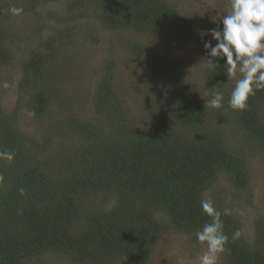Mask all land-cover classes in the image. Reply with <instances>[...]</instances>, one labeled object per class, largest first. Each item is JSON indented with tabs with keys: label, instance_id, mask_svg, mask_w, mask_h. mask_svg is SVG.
Here are the masks:
<instances>
[{
	"label": "trees",
	"instance_id": "obj_1",
	"mask_svg": "<svg viewBox=\"0 0 264 264\" xmlns=\"http://www.w3.org/2000/svg\"><path fill=\"white\" fill-rule=\"evenodd\" d=\"M65 10L69 16L58 20L63 29L42 43L55 55L59 37L75 30L68 22L92 14L106 31L190 36L197 30L194 18L167 0L75 1ZM8 12L0 3V70L11 59L12 33L3 25ZM124 46L140 68L155 63L146 46ZM38 50H31L21 64L19 88L27 97L21 102L25 113L43 128L56 84L43 78L49 61ZM214 62L219 67H207L203 80L211 94H223L222 108H205L184 80L172 76L164 80L169 112L157 116L149 111L141 126L123 105L118 87L104 76L91 94L94 115L84 120L63 112L61 123H53L70 145L50 155L44 151L55 143L52 128L45 136V127V135L41 131L37 138L20 128L18 109L6 111L0 103V150L15 154L11 162L0 161V264H37L46 254H59L71 264H146L169 229L196 238V231L211 220L200 206L204 198L221 212L231 210L222 216L229 242L221 264H264V217L255 219L247 241L240 207L233 204L251 205L244 154L256 150L264 164V90L249 98L246 110L231 109L235 82L229 84L226 58ZM108 68L102 74L112 71ZM219 179L226 186L220 187ZM237 229L242 235L233 241Z\"/></svg>",
	"mask_w": 264,
	"mask_h": 264
},
{
	"label": "rangeland",
	"instance_id": "obj_2",
	"mask_svg": "<svg viewBox=\"0 0 264 264\" xmlns=\"http://www.w3.org/2000/svg\"><path fill=\"white\" fill-rule=\"evenodd\" d=\"M75 1L82 3L87 0H0V3H5L8 8L11 5L23 8L21 15L8 12L5 16L3 25L12 33L8 40L11 59L0 70V82L7 81L10 85L6 89L0 87V103L6 111L18 109L17 120L21 129L29 134L34 133L39 138L41 131L44 134L45 127L47 128L44 135L48 136L53 123L57 125L60 122L63 112L66 116L67 113L75 114L84 120L91 117L94 115L90 105L91 94L94 88L100 86L101 77L104 76L118 87L123 105H126L130 116L139 125L148 121L149 111L155 112L157 116H166L169 112L164 80L172 76L184 80L191 95L199 99L204 106L206 100L211 99L213 94L203 80V74L208 67L205 62L211 58L204 44L211 42L215 46L216 41L211 37L210 30L217 27L222 29L220 20L230 10L229 0H167L181 13L194 18L197 30L190 36H183L179 31H159L152 34L135 30L106 31L92 14L88 18L68 22L75 30L64 38L63 35L59 37L57 55L53 49L45 51L42 43L56 34L58 29H63L58 20L69 16L65 15V8ZM83 7L86 8L84 5ZM127 42L146 46L155 63L147 69L140 68L137 65L138 60L128 54V49L124 46ZM35 49H39L41 54L45 51L43 54L49 61L47 66L42 67L45 72L43 78L50 83L53 81V85L56 84L53 89L54 100L49 114L44 119L43 128L36 125L37 123L25 113V105L21 102L27 97L20 94L19 88V84L23 83L20 66L28 59V53ZM106 65H109L112 71L102 74ZM232 82H235V79L229 80V84ZM58 129L57 126L49 132L55 143L49 152L45 149L46 155L52 154L51 151L57 152L59 146L64 149L70 145L67 140H63V133ZM222 131L228 138V127L223 126ZM231 144L234 148L239 146ZM244 155L250 176L251 191L247 193L252 195L251 205L245 207L242 201L239 205L233 204L236 205L235 208L240 207L238 217L243 236L248 241L253 237V222L258 216L264 217V164L256 150L252 153L247 151ZM217 183L220 187L226 186L222 179ZM232 199L228 196L226 201L232 202ZM206 250V245H201L192 235L187 236L169 229L162 235L146 264H199L198 257ZM35 262L71 264L59 254H46ZM218 264H221V254Z\"/></svg>",
	"mask_w": 264,
	"mask_h": 264
},
{
	"label": "clouds",
	"instance_id": "obj_3",
	"mask_svg": "<svg viewBox=\"0 0 264 264\" xmlns=\"http://www.w3.org/2000/svg\"><path fill=\"white\" fill-rule=\"evenodd\" d=\"M229 7L230 10L220 20L222 29L217 27L210 30L216 44H204L211 57L205 63L209 68H215L219 64L214 62V58H226L224 70L228 81L235 79L228 105L233 110L244 111L248 108L249 98L257 91L264 90V0H229ZM9 12L21 15L23 8L11 5ZM9 86L7 81L0 82L2 88ZM223 101V94L217 91L211 99L206 100L205 108L220 109ZM14 158L13 152L0 150V161L11 162ZM3 179L0 175V182ZM200 206L211 220L195 233L196 240L207 248L198 261L199 264H218L219 254L226 251L229 242L222 216L231 215V210L221 212L210 198L202 199ZM241 235L237 229L231 239L238 240Z\"/></svg>",
	"mask_w": 264,
	"mask_h": 264
}]
</instances>
